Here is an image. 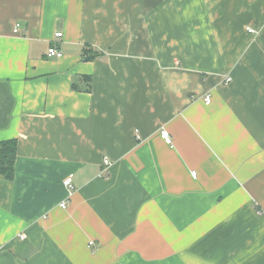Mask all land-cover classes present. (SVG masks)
Here are the masks:
<instances>
[{
  "label": "crops",
  "instance_id": "obj_1",
  "mask_svg": "<svg viewBox=\"0 0 264 264\" xmlns=\"http://www.w3.org/2000/svg\"><path fill=\"white\" fill-rule=\"evenodd\" d=\"M8 141L0 264H264V0H0Z\"/></svg>",
  "mask_w": 264,
  "mask_h": 264
},
{
  "label": "built area",
  "instance_id": "obj_2",
  "mask_svg": "<svg viewBox=\"0 0 264 264\" xmlns=\"http://www.w3.org/2000/svg\"><path fill=\"white\" fill-rule=\"evenodd\" d=\"M18 27H19V25L16 26V28L14 30L15 33L18 32ZM249 31L253 32V30H251V29H249ZM61 37H62V33H56V35H55L56 39H59ZM48 56L50 58H61L62 57V52L56 46H52L48 50ZM225 81H226V83H230L232 81V78L229 77V76H226V80ZM204 101H205V104L209 105L211 103V96L210 95L205 96L204 97ZM160 135H161V138L165 141L166 144H168V145H172L173 144V140L170 137V135H169L167 130H165V129L161 130ZM104 163H105L106 166H108V167L110 166V161L109 160H105ZM191 174H192V177L194 179L197 178V172L196 171H192ZM64 183H65V186L67 187L68 191L70 193L73 192L74 188H73V185H72L71 178L69 177L68 179H66ZM60 207L66 208V203H62L60 205ZM20 238L24 239V236H22ZM90 245H93V242H90Z\"/></svg>",
  "mask_w": 264,
  "mask_h": 264
},
{
  "label": "trees",
  "instance_id": "obj_3",
  "mask_svg": "<svg viewBox=\"0 0 264 264\" xmlns=\"http://www.w3.org/2000/svg\"><path fill=\"white\" fill-rule=\"evenodd\" d=\"M16 155V141H8L0 144V174L6 180H12L14 178Z\"/></svg>",
  "mask_w": 264,
  "mask_h": 264
}]
</instances>
